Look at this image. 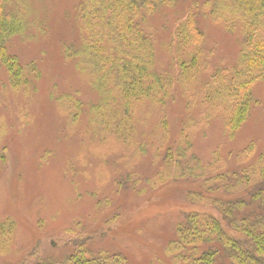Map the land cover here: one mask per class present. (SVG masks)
Segmentation results:
<instances>
[{
  "label": "rangeland",
  "instance_id": "obj_1",
  "mask_svg": "<svg viewBox=\"0 0 264 264\" xmlns=\"http://www.w3.org/2000/svg\"><path fill=\"white\" fill-rule=\"evenodd\" d=\"M80 3L30 0L25 9L28 30L8 42L29 80L13 88L7 68L0 66V229H5L0 231V264H17L32 250L60 253L65 242L79 235L91 236L95 250L126 253L131 264H176L167 243L182 209L207 208L187 201L197 182L157 180L161 122L166 118L175 133L182 122L197 121L194 150L205 162L216 149L228 161L231 153L253 142L262 150L263 87H255L252 114L234 138L215 111L202 121L209 111L185 109V98L176 101L181 105L161 108L141 100L124 121L104 110L103 119L110 123L121 119L127 138L98 127L92 108L99 95L91 77L65 56V45L80 38ZM190 3L183 0L150 21L157 69L169 76L176 68L168 65L164 43L173 56L174 31ZM202 27L211 51L208 71L235 64L242 48L240 31H228L209 18Z\"/></svg>",
  "mask_w": 264,
  "mask_h": 264
},
{
  "label": "trees",
  "instance_id": "obj_2",
  "mask_svg": "<svg viewBox=\"0 0 264 264\" xmlns=\"http://www.w3.org/2000/svg\"><path fill=\"white\" fill-rule=\"evenodd\" d=\"M29 1L0 0V66L7 68L13 88L29 80L20 59L8 50V42L28 30ZM182 1L81 0L76 10L80 38L65 45V56L91 77L99 95L92 108L98 127L127 138L121 119L110 123L102 114L106 110L124 121L141 100L161 108L181 105L176 101L185 98V109L209 111L201 115L202 121L215 111L229 138L249 119L255 87L260 83L264 90V0H191L174 31L173 56L164 43L168 65L176 68L169 76L157 69L150 21ZM205 18L228 31H240L242 48L235 64L208 71L211 51L205 47ZM196 122H182L175 133L166 118L161 122L155 156L162 169L157 180L197 182L198 188L188 190L187 201L207 208L182 209L167 251L176 264H264V148L250 143L231 153L229 161L216 149L205 162L194 150ZM232 160L238 164L230 166ZM91 242V236L79 235L65 242L60 253L32 250L17 264H131L126 253L95 250Z\"/></svg>",
  "mask_w": 264,
  "mask_h": 264
}]
</instances>
